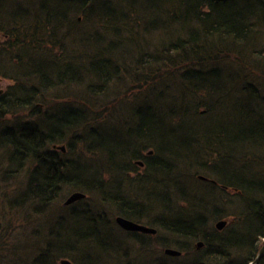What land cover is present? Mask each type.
Returning <instances> with one entry per match:
<instances>
[{
	"label": "trees",
	"instance_id": "trees-1",
	"mask_svg": "<svg viewBox=\"0 0 264 264\" xmlns=\"http://www.w3.org/2000/svg\"><path fill=\"white\" fill-rule=\"evenodd\" d=\"M4 1L0 76L12 83L0 121L20 113L0 123V264H120L129 243L110 240L112 215L67 209L85 200L129 220L178 217L161 225L189 244L153 264L253 261L264 243V0H16L15 13ZM111 121L107 162L90 140ZM186 178L207 191H187ZM73 192L85 197L65 204ZM21 223L27 242L11 237Z\"/></svg>",
	"mask_w": 264,
	"mask_h": 264
},
{
	"label": "rangeland",
	"instance_id": "rangeland-1",
	"mask_svg": "<svg viewBox=\"0 0 264 264\" xmlns=\"http://www.w3.org/2000/svg\"><path fill=\"white\" fill-rule=\"evenodd\" d=\"M4 4H5V9H7V13H15L16 12V9H17V5H19L20 3L19 2H17L16 0H5L4 1ZM81 27V31H91V26L90 25H87V24H83V25H81L80 26ZM72 37H74V38H76V35H73ZM70 45V44H69ZM77 46H81L80 44H76ZM83 45H85V46H87L88 48H92V47H94L93 46V44L91 43V42H88V43H84ZM72 46H74V44H72ZM8 71H9V73L10 74H14V73H16V69L14 68V67H12V66H10L9 67V69H8ZM11 82H10V80L9 79H6V78H3V77H1L0 76V88L1 89H3V91H6V88L8 87V85L10 84ZM129 105H126V104H124L123 103V105L121 106V109L123 110V111H125V108L126 107H128ZM98 124V122H96V125ZM107 125L108 126H102L101 128H100V132H101V137H102V139L100 138L99 140L98 139H93V137L91 138V140H90V142H92V143H94V144H96V145H101L102 144V142H103V146H104V154H100V156L103 158V159H105L106 158V161H107V159L109 158V155H110V152H112V151H114V150H116L117 149V144H118V142H119V139H118V135H115L114 134V132H117L118 131V129H119V127H120V123H118V122H113V121H111V122H108L107 123ZM211 130V129H210ZM209 130V131H210ZM103 135V136H102ZM154 138L156 139V138H159L156 134L154 135ZM161 138V137H160ZM114 139H117V141L114 143ZM126 140V139H125ZM127 141V140H126ZM130 143V142H129ZM65 146V145H64ZM124 148H126V146L124 147ZM134 148V146L133 145H130V144H128L127 145V149L126 150H132ZM66 149V148H65ZM65 149H61L64 153H65V155H67V153H69L68 152V149L67 150H65ZM79 149H81V147L79 148ZM124 150V149H123ZM122 150V151H123ZM125 150V152H127ZM149 151H152V150H150V149H148L145 153H148ZM124 152V151H123ZM122 152V153H123ZM119 155V153L117 154V156ZM2 156V152L0 151V157ZM0 160H1V158H0ZM98 160L96 159V158H90L89 159V161H87L86 163H84V166L86 167L85 169H84V171H83V175L84 176H89L91 173H92V171H91V169H89L88 168V166L90 165V162H97ZM122 160L120 159V162H121ZM108 162V161H107ZM123 162V161H122ZM121 162V164L123 165V163ZM2 164V160L0 161V165ZM108 164L109 163H107L106 164V168L108 169ZM120 165V163L118 164L117 163V165H116V168H117V166H119ZM96 166H98V163H96ZM80 169H81V167H80ZM79 169V170H80ZM133 173H135V172H133ZM183 183H184V185L185 186H187V188H186V190L187 191H189V192H191V193H194V192H196V191H200V192H202V193H205L206 191H207V189H206V187L204 186V185H201L200 183H194L193 181H191V179H189V178H186V179H184L183 180ZM1 185V184H0ZM9 191L11 192L12 191V187H10L9 188ZM205 196V195H204ZM146 197V196H145ZM154 203V200L153 199H150V203H146L147 205H152ZM162 204L163 205H166V200H164L163 202H162ZM82 205H87V208L88 209H90L91 211L93 210V211H100V212H104V213H106L108 216H110V215H112L111 216V218H112V221H115V217H116V215H114V213L112 214L110 211H111V209H112V207H111V209H110V207H106V209H104V208H101L99 205H95V204H92L89 200H85V201H83L82 202V204H73V205H71V206H67V209L69 210L70 208H72V207H76V208H80V207H82ZM154 205V204H153ZM208 206V205H207ZM57 206H56V204H54L52 207H51V209L53 210V209H55ZM3 208H4V205H3V203H0V210L2 211V212H4L3 211ZM57 210V212L58 211H60V209L57 207V209H55V211ZM113 210V209H112ZM198 211H199V209H198ZM50 212H54V211H50ZM65 212L63 211V214H64ZM153 213H155V212H153ZM46 214V213H45ZM7 217H8V219H11L12 218V221H14V216H13V213H12V210H10L9 212L7 211L6 212V214H5ZM46 215H48V216H50L51 217V214H49V213H47ZM190 215V211L189 210H184V211H181L180 212V214L178 215L179 216V218H186V217H188ZM44 217H45V215H43ZM42 216V217H43ZM47 216V217H48ZM107 218V217H106ZM144 219H146V220H152L151 222H153L155 225H160V221H159V219H161V218H157V219H150V217H147V218H144ZM166 219H169V220H172V221H175L176 219H178V217H175V216H173V214H172V216H169V217H166ZM229 219H231V217L229 218ZM223 220V219H222ZM224 220H225V218H224ZM219 221H221V220H219ZM116 222V221H115ZM114 222V223H115ZM72 223L73 222H71V225H72ZM70 225V226H71ZM115 225H116V227L114 226V228L112 229V234H111V236H110V240H112L114 243H118V240L117 239H119V240H121L122 241V243H123V245L124 244H127V243H129L128 244V248H129V251L128 252H126V253H121V252H119V253H117L116 252V256H117V258H119L120 259V261H119V263L120 264H127V261H126V259L129 257L130 259H131V264H153L156 260H158V258L161 260L162 259V253H163V251L161 250V251H152V252H150V251H148L147 249H145V248H143L142 250H140V248L141 247H139L138 246V244H137V242L135 241V239H134V241H133V239H132V237H131V235H129V234H127L125 231H123V230H121L120 228H119V226H117V223H115ZM227 225H228V223H227ZM22 223L19 225V226H17V227H15L14 229H13V231L11 232V237H14L16 240H18L19 239V241L21 242L23 239V241H25L26 240V237H25V235H26V233H27V231H26V227H25V224H24V226H22ZM226 227V225L225 226H222L221 227V229H218V230H223L224 228ZM26 231V232H25ZM159 235H160V233H158ZM22 235V236H21ZM132 241H131V240ZM129 241V242H128ZM183 241V240H182ZM26 242H27V240H26ZM31 245H32V243H27L26 244V246L29 248V250H30V248H31ZM141 251H144L143 253L141 252ZM146 252V253H145ZM167 256H169V254L167 255ZM171 257H175V256H173V255H170ZM182 257V256H181ZM61 259H68L70 262H71V260L72 259H69V258H61ZM60 259V260H61ZM165 259H167V261H168V263H170V264H174L175 262H177L176 260H174V259H172V260H170L169 258H167V257H165ZM60 260H59V262H60ZM180 260H182V259H180ZM73 261V260H72ZM183 262H185L186 261V259H183L182 260ZM74 262V261H73ZM72 263V262H71ZM61 264V263H60ZM73 264V263H72ZM105 264H109V260L108 259H106L105 260Z\"/></svg>",
	"mask_w": 264,
	"mask_h": 264
},
{
	"label": "flooded vegetation",
	"instance_id": "flooded-vegetation-1",
	"mask_svg": "<svg viewBox=\"0 0 264 264\" xmlns=\"http://www.w3.org/2000/svg\"><path fill=\"white\" fill-rule=\"evenodd\" d=\"M152 153V151H149L148 152V154H151ZM135 163L136 164H138L137 163V161H135ZM139 165V164H138ZM142 165V164H141ZM200 177V176H199ZM116 218V217H115ZM145 219H143V220H141V221H135V220H132V221H134V222H136V223H138V224H142V225H145V226H147V227H151V228H154L155 230H156V232L155 233H149V232H141V231H132V230H125L124 229V231L127 233V234H129V235H131V237H133V241H134V239H135V241L137 242L138 240H143V242H144V244L146 245V246H144L143 248H145V249H147L148 251H163V253L167 256L168 254H166L165 253V250L167 249V248H173V249H177V248H175V246H177V245H179L180 243H182V241H175L173 238H171V237H169L168 235H167V232H165L164 231V227L161 225V224H170V225H172L173 224V222L174 221H172V220H169V219H162L161 221H160V225H155L154 223H151V225H147V223L144 221ZM219 220H222V219H219ZM218 220V221H219ZM224 220V219H223ZM218 221H216L215 223H214V226H215V228L217 229V227H216V223L218 222ZM225 221H226V224L225 225H227V223H229L230 221H232L231 219H225ZM153 224V225H152ZM118 225V224H117ZM224 225V226H225ZM119 226V225H118ZM120 227V226H119ZM121 228V227H120ZM121 229H123V228H121ZM158 233H160V235L158 234ZM133 235V236H132ZM169 243H171L173 246L172 247H170V246H168V247H165V244H169ZM137 244H138V246L139 247H141L142 246V244L140 245V242H137ZM171 244H169V245H171ZM183 244H184V246L185 245H187V244H189V242H186V241H183ZM199 244V241H197L196 243H195V245H194V243H192V245H193V247L195 248V249H199L200 247H202L203 246V243L199 246L198 245ZM263 245H264V243H263ZM262 245V246H263ZM261 246V247H262ZM260 247V248H261ZM142 247L140 248V250H142L143 249ZM179 251H183V250H181V249H178ZM259 250L260 249H258L257 250V253L255 254V257H254V259L256 258V256H257V254H258V252H259ZM146 253V252H145ZM181 255V254H180ZM169 256H170V254H169ZM177 256H179V255H177ZM168 257V256H167ZM260 259V258H259ZM258 259V260H259ZM162 260H164V258H163V256H162Z\"/></svg>",
	"mask_w": 264,
	"mask_h": 264
},
{
	"label": "water",
	"instance_id": "water-1",
	"mask_svg": "<svg viewBox=\"0 0 264 264\" xmlns=\"http://www.w3.org/2000/svg\"><path fill=\"white\" fill-rule=\"evenodd\" d=\"M3 92V89L0 88V94ZM60 148H64L63 146H61ZM201 179H205V177L203 176H200ZM85 195L84 193H81V192H73L71 193L67 199L65 200V204H70L72 202H75L81 198H84ZM115 221L116 223L123 229L125 230H132V231H141V232H151V233H155L156 230L154 228H151V227H147L145 225H142V224H138L132 220H129L127 218H124L122 216H116L115 218ZM226 224V221L225 220H221V221H218L216 223V227L218 229H221L222 226H224ZM202 244L201 241H199V246ZM264 252V245L260 248L256 258L251 261L250 263L248 264H256L258 262V259L262 256V253ZM165 253L166 254H170V255H173V256H177V255H180L181 252L177 249H173V248H167L165 250ZM60 263L61 264H72L68 259H61L60 260Z\"/></svg>",
	"mask_w": 264,
	"mask_h": 264
},
{
	"label": "bare ground",
	"instance_id": "bare-ground-1",
	"mask_svg": "<svg viewBox=\"0 0 264 264\" xmlns=\"http://www.w3.org/2000/svg\"><path fill=\"white\" fill-rule=\"evenodd\" d=\"M7 79V78H6ZM10 82L12 83V81L10 80ZM11 83L9 84V85H11ZM8 85V86H9ZM3 93H4V91L1 93L2 95H3ZM145 93V92H144ZM143 93V94H144ZM0 94V96H2ZM20 113V111H16V113H14L13 115H11V114H7L4 118H3V120L2 121H0V123L3 125V127L5 126L6 128H10L12 125H13V122L15 121V120H19V119H14V117H17L18 116V114ZM24 114L25 113H22V115L24 116ZM24 119L23 118H21V121H23ZM1 128V127H0ZM137 163L139 164H137L140 168H144L145 167V163L143 162V161H141V160H137ZM142 164V165H141ZM250 263V262H249Z\"/></svg>",
	"mask_w": 264,
	"mask_h": 264
}]
</instances>
